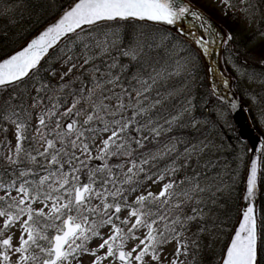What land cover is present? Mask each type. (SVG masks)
I'll return each instance as SVG.
<instances>
[{
	"label": "snow or ice",
	"instance_id": "1",
	"mask_svg": "<svg viewBox=\"0 0 264 264\" xmlns=\"http://www.w3.org/2000/svg\"><path fill=\"white\" fill-rule=\"evenodd\" d=\"M0 20L28 25L0 49V264H264V136L203 135L192 94L218 48L237 69L231 32L192 0H0ZM245 91L264 131V91ZM213 103L243 101L212 85Z\"/></svg>",
	"mask_w": 264,
	"mask_h": 264
},
{
	"label": "bare ground",
	"instance_id": "2",
	"mask_svg": "<svg viewBox=\"0 0 264 264\" xmlns=\"http://www.w3.org/2000/svg\"><path fill=\"white\" fill-rule=\"evenodd\" d=\"M253 3L257 5L256 8V14H262V18L264 19V0H253ZM22 12L17 11L16 13V18L19 19L20 15ZM257 15V16H258ZM243 20L242 19H237L236 23L239 24L241 23ZM261 23L259 24V26L263 25L264 26V20H260ZM4 21L0 20V48L6 49V48H11L12 46H14L15 41H18L17 38H20L18 33L19 30L21 28L24 27H28L27 24H18L16 25V27L14 28H8L7 30L4 28ZM138 27V25H137ZM259 28V27H258ZM5 32H6V38H5ZM6 47V48H5ZM243 47H244V53L245 56L248 58V64L252 67V68H259L257 67V65L260 63L261 59H262V51L261 49L254 44V42L249 39V38H244L243 39ZM250 61V62H249ZM262 72H264V69H261ZM200 81H198L196 88L193 89V95L197 97L195 103L197 104V111H200V109L203 111V119L197 115L198 118L202 119V120H206L207 121V125L204 126L201 131L202 134L204 133V131H212L215 129H219V131H223L221 134L226 136L227 139L225 141V144H231L233 146H239L240 144H247V145H251L253 142L254 143H258V137L260 136H264V134L260 131V126L258 125V114H252V117H250L248 119L247 115H246V109L241 107V111L243 113V116L245 117V119L247 120V123H244L241 125L242 128L239 129H234V128H220L218 125L221 124L222 120H220L219 118H215L214 120H210L207 113L205 112V110H207V108L209 109H216V104L213 103L212 105H209L207 108L204 109V107L201 106V101L204 97H206V95L209 93L210 88L212 85H217V79L214 78L210 73L207 74V76L205 77L204 73H202V75H200ZM178 83V82H177ZM262 84V87L264 89V84ZM179 86V84H178ZM218 86V85H217ZM245 89V88H241L236 87L235 89L229 90L227 88H224V90H222V95H226L229 98H231V93L235 92L236 93V97L238 99H240V95H241V90ZM262 89V91H264ZM246 90H254L256 93H259L258 90H256L255 88H249ZM242 96V95H241ZM181 100H183V98H181ZM175 104L177 106L180 105L179 100L175 101ZM228 112H227V111ZM226 116L231 118V114H230V109L226 108ZM255 128V133L254 136H248V138L242 139L240 138L237 134L242 130L245 129L247 130V128ZM257 133V134H256ZM228 135V136H227ZM254 138V140H253ZM217 143H219V141H217ZM230 154L229 151H227L226 154ZM221 155H224L225 152H221ZM227 158V156H226ZM228 159V158H227ZM233 161V159H232Z\"/></svg>",
	"mask_w": 264,
	"mask_h": 264
},
{
	"label": "rangeland",
	"instance_id": "3",
	"mask_svg": "<svg viewBox=\"0 0 264 264\" xmlns=\"http://www.w3.org/2000/svg\"><path fill=\"white\" fill-rule=\"evenodd\" d=\"M196 1L202 3L203 5L207 6L208 8L213 9L214 11H216L218 13L222 12L221 8L218 6L219 5V0H215V2H214V0H196ZM257 15L258 14H256V16L254 17V19H253V21H252L251 24H249L245 20H243L241 23L237 24L236 23V20L238 19L237 17H236V19H232L231 20L232 23H229V22H227V23H229V25L235 31V34H252L253 33V35H254L259 30H263V32H261V33H264V26L263 25L259 26V24L261 23L260 20H264V19L262 18V14L261 13L258 16ZM262 26H263V29H262ZM261 33H259L256 37H257V39H261L264 42V35H262ZM236 38H239V36H237ZM225 55H226V53H225ZM225 55L223 57V62H224ZM244 59L248 61V58L246 56H244ZM233 60H234V58H233ZM236 64H237L238 67L235 70L233 69L232 65H227V66H229L233 70V72L236 74V77L238 78L240 87L241 88L242 87L245 88V89H242L241 90V95L243 97L242 100L245 101L246 104H248V108L251 111V114H258L257 111H256L255 106L252 105V103H251V101L249 99V95L246 94V91L245 90L246 89H249V88H255L260 93V92H262V89H263L262 84H260V82L250 83L248 81L247 77H245V76L238 77L237 72H240V73H244V72H256L259 75L262 72V70H261V68H252L251 66L244 65V64H242V62H240V63L236 62ZM200 75H202V73H200ZM177 86H178V83H177ZM203 110H205V108ZM225 110H226V108L223 107V109H222V111L224 113L223 118L221 116H218L217 115L216 109L212 113V109H210V108L208 109L207 108V110H205V112L207 113V115H208V117H209L210 120H214L217 117L220 120H222L221 124H223L224 123V119H226L228 126L225 127V128H231V129L232 128H235V126L232 123L231 118L226 116V113L228 111L226 110L227 111L226 112ZM198 112L199 111L196 110V113H198ZM260 131L264 134V131H262L261 129H260ZM221 132H223V131H219V129H215V130H212V131H204L203 135L208 136L210 139H215L216 141H219L217 139V137H218V135H222ZM223 152H225L224 155H221L220 154L221 152L217 154V158H220L221 159V165H223L224 159L227 156V158H228L227 159V162H228L230 168L235 169L237 166H236L235 163L232 162V159H233L232 155L231 154L227 155L226 154L227 151H223ZM245 169L246 168H241L239 170L240 175H239V177L237 178V181H236V183L239 184V187H242L244 185L243 184V180H244V175H245ZM261 176H262V182H261V195L262 196H260V201L262 202V205H264V169H262V171H261Z\"/></svg>",
	"mask_w": 264,
	"mask_h": 264
},
{
	"label": "water",
	"instance_id": "4",
	"mask_svg": "<svg viewBox=\"0 0 264 264\" xmlns=\"http://www.w3.org/2000/svg\"><path fill=\"white\" fill-rule=\"evenodd\" d=\"M213 66H217V65L216 64L215 65L213 64ZM213 69H214V71L212 72V76L214 78H217V72H216L215 67H213ZM232 110H233L234 117H235V120L237 122L238 127L242 128L241 125L244 124V122H243V120L241 118V115H240L239 111L237 109H232ZM240 132H241V135L243 137H246V138H248V136H254L253 131L251 129H249V128H247V130L242 129ZM253 140H254V138H253Z\"/></svg>",
	"mask_w": 264,
	"mask_h": 264
},
{
	"label": "trees",
	"instance_id": "5",
	"mask_svg": "<svg viewBox=\"0 0 264 264\" xmlns=\"http://www.w3.org/2000/svg\"><path fill=\"white\" fill-rule=\"evenodd\" d=\"M33 3L39 4L40 0H33ZM18 11H20V12L24 13L25 15H27V13L25 12V10L23 8L19 9ZM17 39L19 40V38H17ZM0 49H3V48H0ZM7 49H10V48H7ZM239 190L242 191V187H240Z\"/></svg>",
	"mask_w": 264,
	"mask_h": 264
}]
</instances>
